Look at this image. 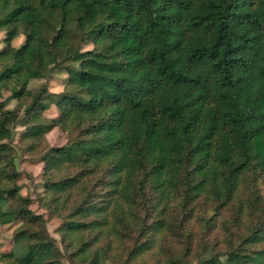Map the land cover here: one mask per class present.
<instances>
[{"label": "trees", "instance_id": "16d2710c", "mask_svg": "<svg viewBox=\"0 0 264 264\" xmlns=\"http://www.w3.org/2000/svg\"><path fill=\"white\" fill-rule=\"evenodd\" d=\"M0 31V262L264 264V0H0Z\"/></svg>", "mask_w": 264, "mask_h": 264}, {"label": "rangeland", "instance_id": "374dc122", "mask_svg": "<svg viewBox=\"0 0 264 264\" xmlns=\"http://www.w3.org/2000/svg\"><path fill=\"white\" fill-rule=\"evenodd\" d=\"M6 37L5 31H0V51L4 47V39ZM24 42V36H20L13 42V46L19 47ZM92 46H90L91 48ZM53 58V56L49 55ZM54 59V58H53ZM43 64L45 68H50L53 65V61L51 58H45L43 60ZM1 67V63H0ZM67 77L66 73L63 71L57 73L52 81L49 84V89L53 92H60L63 89L65 78ZM42 81H34L31 83V88H37L41 85ZM20 86L15 87H6L4 85H0V101L8 98L10 95L14 94L19 90ZM25 103L18 104L16 101L10 102V107H17L19 110H22ZM57 111L53 107L51 111L46 113V116L52 118L56 115ZM18 140V132H16V136L14 137V141ZM67 141V136L59 129L53 130L48 135V144L50 146H61L64 145ZM83 144L88 145L91 142L89 137L82 138ZM6 142V141H5ZM1 143V142H0ZM37 155H22L19 153L16 163L18 170L23 173L22 178L20 180V185L22 187L21 194L28 195L32 199H34V203L32 204V210L37 214H44V217L47 219V229L51 236L55 238H59L57 234V229L61 224V220L57 218L49 219L47 217V213L44 209H42L39 205V197L44 194L45 190L43 187L42 180V171L43 164L36 161ZM262 189V194H264V185L260 186ZM22 222L15 217H7L4 221L0 222V252H9L14 247V234L17 229L20 227ZM81 241V240H80ZM203 260L202 258H193L189 257L183 262V264H197L199 261ZM0 264H4L0 262ZM107 264H117L114 259L109 258L107 260Z\"/></svg>", "mask_w": 264, "mask_h": 264}, {"label": "crops", "instance_id": "0c3cea01", "mask_svg": "<svg viewBox=\"0 0 264 264\" xmlns=\"http://www.w3.org/2000/svg\"><path fill=\"white\" fill-rule=\"evenodd\" d=\"M52 108H53V107H52ZM52 108H51L49 111H51V110H52ZM54 108H55V107H54ZM55 109H56V108H55ZM49 111H48V112H49ZM56 115H57V113H56ZM56 115H55V116H56ZM55 116H54V117H55Z\"/></svg>", "mask_w": 264, "mask_h": 264}]
</instances>
